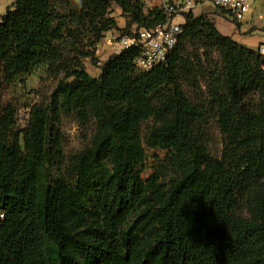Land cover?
<instances>
[{"label":"trees","instance_id":"16d2710c","mask_svg":"<svg viewBox=\"0 0 264 264\" xmlns=\"http://www.w3.org/2000/svg\"><path fill=\"white\" fill-rule=\"evenodd\" d=\"M144 7L14 0L0 16V84L24 83L43 64L65 72L49 102L31 106L24 129L17 107L0 102V264H264L260 46L222 33L216 16L226 12L190 10L164 62L140 72L132 46L92 76L83 59L97 62L106 33L134 36L166 21ZM72 112L95 130L61 173L62 120ZM147 148L168 153L144 178Z\"/></svg>","mask_w":264,"mask_h":264},{"label":"rangeland","instance_id":"374dc122","mask_svg":"<svg viewBox=\"0 0 264 264\" xmlns=\"http://www.w3.org/2000/svg\"><path fill=\"white\" fill-rule=\"evenodd\" d=\"M13 1L14 0H0V16L6 13L8 6H10ZM143 1L147 15L154 9L161 10L160 0ZM205 10L213 13L217 9L209 10L208 8ZM112 16L115 17L120 28L124 27L125 18L122 16L121 9L118 6L113 7ZM216 21L217 27L222 33L232 36L240 44L250 48L264 46V19H259L256 14L254 16L248 15L241 22L240 28H237L236 23L228 16L217 15ZM114 32L121 33L119 30H115ZM113 53V49L106 43L104 37L97 45L95 51L97 62L94 63L91 58L83 59L86 70L92 76H98L100 73V65ZM63 78H65V72L57 73L55 69H51L49 65L43 64L36 67L33 73L26 77L24 83L0 84V102L12 103L18 109V129H24L26 127L31 106L35 103H48L52 92ZM94 130L95 125L93 120L84 121L74 112L63 116V151L66 158L57 172L65 173L66 166L69 162V155L80 151L88 145L92 139ZM210 137L212 151L220 154L223 146L222 136L213 128L210 131ZM167 153V149L147 148L145 160L138 164V170L141 172L142 176L147 178L154 172H157V170H160ZM51 180L54 181L52 175Z\"/></svg>","mask_w":264,"mask_h":264},{"label":"built area","instance_id":"2783aa9c","mask_svg":"<svg viewBox=\"0 0 264 264\" xmlns=\"http://www.w3.org/2000/svg\"><path fill=\"white\" fill-rule=\"evenodd\" d=\"M213 6L227 13L233 21L242 22L248 15L255 14L264 19V0H212ZM161 10L166 15L165 22L151 28H140L134 36L110 31L106 33V43L119 53L132 46L140 49L135 59V67L140 72L151 70L166 60L169 53L176 47L183 32L184 13L195 10L197 0H160ZM264 55V46H260ZM4 212L0 208V219Z\"/></svg>","mask_w":264,"mask_h":264},{"label":"crops","instance_id":"0c3cea01","mask_svg":"<svg viewBox=\"0 0 264 264\" xmlns=\"http://www.w3.org/2000/svg\"><path fill=\"white\" fill-rule=\"evenodd\" d=\"M208 8H209V10H212V9L215 10L216 9L212 4V0H197V6H196L194 11L196 13H200V12L206 11L205 9H208ZM209 12H211V11H209ZM216 20H217V16H216ZM226 35H228V34H226Z\"/></svg>","mask_w":264,"mask_h":264}]
</instances>
